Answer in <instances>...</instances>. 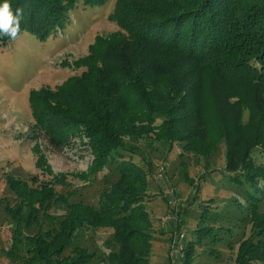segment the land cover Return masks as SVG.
Returning <instances> with one entry per match:
<instances>
[{
    "label": "trees",
    "instance_id": "obj_1",
    "mask_svg": "<svg viewBox=\"0 0 264 264\" xmlns=\"http://www.w3.org/2000/svg\"><path fill=\"white\" fill-rule=\"evenodd\" d=\"M106 1L0 0V43L23 31L44 42L77 4ZM109 18L118 30L96 36L74 62L83 71L53 88L31 89L29 105L34 137L42 134L58 150L76 136L88 139L93 162L78 178L91 183L108 165L118 178L91 204L71 202L74 191L57 193L56 184L70 186L64 174L41 181L8 174L17 199L5 207L15 224L10 251H24L25 264H88L94 254L87 249L73 258L64 250L111 228L117 248L107 255L110 264H152L145 199L154 142L207 157L224 140L226 165L211 175L244 189L246 206L237 203L251 222L235 264H264V162L255 156L264 153V0H116ZM138 147L148 168L133 160ZM202 206L184 264L195 262L196 243L214 233ZM25 227L32 233L25 236ZM219 235L210 240L221 241Z\"/></svg>",
    "mask_w": 264,
    "mask_h": 264
},
{
    "label": "rangeland",
    "instance_id": "obj_2",
    "mask_svg": "<svg viewBox=\"0 0 264 264\" xmlns=\"http://www.w3.org/2000/svg\"><path fill=\"white\" fill-rule=\"evenodd\" d=\"M115 2L107 0L101 6L77 4L69 12L62 30L54 32L44 42L33 33L23 31L0 43V264H25L27 255L24 251H10L15 224L5 207L15 206L17 199L6 182L8 174L28 181L34 175L41 181L64 174L70 186L56 184L57 193L68 195L67 192L74 191L69 197L71 202L82 199L91 204H96L100 192L118 178L111 165L91 183L78 178L76 175L86 172L93 162L88 139L76 136L58 150L42 134L34 137V119L29 105L31 89L53 88L70 75L81 73L83 68H74V62L88 54L96 36L118 30L117 23L109 18ZM246 117L247 112L245 120ZM136 150L133 160L146 167L142 160L145 152L140 147ZM226 152L224 140L207 157L185 151L182 144L170 150L167 143L154 142L149 153L151 171L145 199L153 223L150 229L152 264H184L185 244L197 239L195 228L204 204L209 208V218L204 225L214 226V233L196 243L193 264H235L238 242L250 234L251 222L249 211L246 207L242 210L237 203L246 206L244 189L227 182L220 173L211 175L212 171L225 167ZM255 156L264 162V153H255ZM198 184L201 190L190 204L188 201L194 197ZM51 213L61 212L52 209ZM23 230L25 236L32 233V229ZM216 234L218 237L221 234L223 239L210 240ZM79 248L94 254L88 264H110L107 255L117 248L113 230L99 228L93 238L82 235L64 250L63 257H75Z\"/></svg>",
    "mask_w": 264,
    "mask_h": 264
}]
</instances>
